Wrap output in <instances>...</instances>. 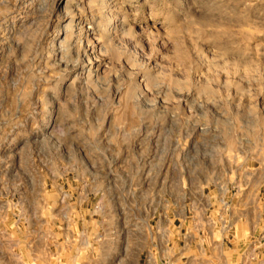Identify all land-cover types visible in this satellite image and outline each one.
I'll list each match as a JSON object with an SVG mask.
<instances>
[{"label": "clouds", "instance_id": "clouds-1", "mask_svg": "<svg viewBox=\"0 0 264 264\" xmlns=\"http://www.w3.org/2000/svg\"><path fill=\"white\" fill-rule=\"evenodd\" d=\"M0 264H264V0H0Z\"/></svg>", "mask_w": 264, "mask_h": 264}]
</instances>
